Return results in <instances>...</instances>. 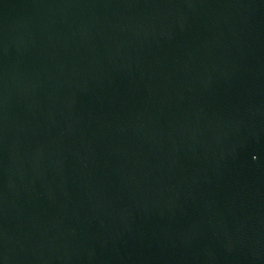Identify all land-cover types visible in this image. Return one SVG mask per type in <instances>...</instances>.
Wrapping results in <instances>:
<instances>
[{"label":"water","instance_id":"obj_1","mask_svg":"<svg viewBox=\"0 0 264 264\" xmlns=\"http://www.w3.org/2000/svg\"><path fill=\"white\" fill-rule=\"evenodd\" d=\"M0 264H264V0H0Z\"/></svg>","mask_w":264,"mask_h":264}]
</instances>
